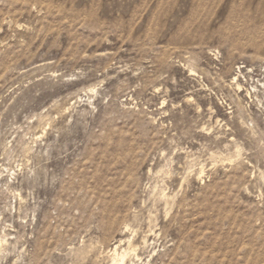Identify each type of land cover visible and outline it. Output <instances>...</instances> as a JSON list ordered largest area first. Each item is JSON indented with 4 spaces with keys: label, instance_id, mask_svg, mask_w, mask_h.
<instances>
[{
    "label": "rangeland",
    "instance_id": "374dc122",
    "mask_svg": "<svg viewBox=\"0 0 264 264\" xmlns=\"http://www.w3.org/2000/svg\"><path fill=\"white\" fill-rule=\"evenodd\" d=\"M160 191L135 264H264V0H0V264H112Z\"/></svg>",
    "mask_w": 264,
    "mask_h": 264
},
{
    "label": "bare ground",
    "instance_id": "6f19581e",
    "mask_svg": "<svg viewBox=\"0 0 264 264\" xmlns=\"http://www.w3.org/2000/svg\"><path fill=\"white\" fill-rule=\"evenodd\" d=\"M200 175H202V171H200ZM111 194H115V193H111ZM170 198L163 191H160L158 193V196L154 199L150 208L149 209L147 208L146 216H144V212H145L144 209H143L144 211H141L140 209L138 213L134 212L136 214L130 216L129 209L133 208L131 198L123 202L124 206L122 207L125 208L127 212L125 215H123V217L122 216L120 217L117 214L118 211L117 208L118 205L116 202L117 199L116 198L112 199V200H116L115 203L114 201L111 202L113 203L112 205L109 202L110 205L106 206L107 208L105 207L106 208L105 217L108 221V223L106 224L108 226L114 225L116 227L117 232L119 230V233L115 235L117 242L115 243L113 249L110 250L111 254L109 259L112 264H135L136 261L137 262L141 261L142 255L146 252L147 249L150 248V246L153 245V243H155L154 242L155 239H161L162 234L164 233L162 229L163 227L160 229L157 228L158 227L157 222L159 219L158 208L163 206V208L162 207L161 208L163 209V211L166 212L167 208L171 206L169 205L170 204L169 201H171ZM142 204L144 205V203ZM152 252H154V249L152 250Z\"/></svg>",
    "mask_w": 264,
    "mask_h": 264
}]
</instances>
